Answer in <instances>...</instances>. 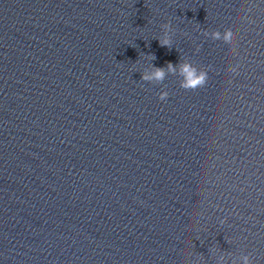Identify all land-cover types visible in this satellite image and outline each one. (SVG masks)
Wrapping results in <instances>:
<instances>
[{"label":"water","instance_id":"95a60500","mask_svg":"<svg viewBox=\"0 0 264 264\" xmlns=\"http://www.w3.org/2000/svg\"><path fill=\"white\" fill-rule=\"evenodd\" d=\"M263 132L264 0H0V264H181Z\"/></svg>","mask_w":264,"mask_h":264},{"label":"clouds","instance_id":"9594fccd","mask_svg":"<svg viewBox=\"0 0 264 264\" xmlns=\"http://www.w3.org/2000/svg\"><path fill=\"white\" fill-rule=\"evenodd\" d=\"M162 29L164 30L163 35L158 39V42L161 47H168L171 48L172 46V39L170 36V33L172 32V26L170 22L164 23L161 25ZM205 35L208 34L207 31L204 32ZM211 36L214 40H223V42L232 49L233 53H236V40H237V34L232 29H225L223 33L220 31H213L211 33ZM151 59H155L154 55L151 56ZM167 71L171 72L173 74L179 75L180 79V87L185 90H196L197 88H202L205 86L207 79H208V73L207 71L203 69H199L196 67L195 64H193L190 61H182L179 63L178 68L177 66H174L171 62L167 63L166 65ZM238 67H233L231 71L235 74L238 73ZM165 68H155L154 71L149 73H142L141 79L143 81L151 82V81H157V82H163L165 79ZM169 93L167 91H162L159 94V99L161 101L166 100ZM221 223H224V221H221ZM242 264H252V261L250 260L249 256H244Z\"/></svg>","mask_w":264,"mask_h":264}]
</instances>
